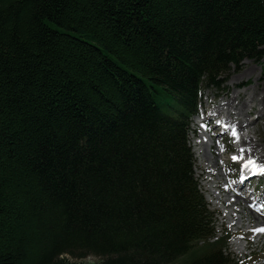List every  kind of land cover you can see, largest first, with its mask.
Wrapping results in <instances>:
<instances>
[{
  "label": "trees",
  "instance_id": "obj_1",
  "mask_svg": "<svg viewBox=\"0 0 264 264\" xmlns=\"http://www.w3.org/2000/svg\"><path fill=\"white\" fill-rule=\"evenodd\" d=\"M263 57L264 0H0V264H241L186 128Z\"/></svg>",
  "mask_w": 264,
  "mask_h": 264
},
{
  "label": "rangeland",
  "instance_id": "obj_2",
  "mask_svg": "<svg viewBox=\"0 0 264 264\" xmlns=\"http://www.w3.org/2000/svg\"><path fill=\"white\" fill-rule=\"evenodd\" d=\"M221 79L219 89L201 90L197 115L188 120L186 144L192 154L193 177L211 214L214 231L218 236L227 233L231 237L225 253L241 264H264V234L250 231L264 225V219L251 213L249 201L238 196L233 186L240 164L249 158L240 151L241 140L252 141L264 152V57L258 63L245 60ZM222 121L226 124L221 125ZM233 123L240 126H235L238 139L232 135ZM222 131L224 135H220ZM233 155L243 158L234 161ZM247 184L245 192L252 186ZM96 260L89 256L84 262Z\"/></svg>",
  "mask_w": 264,
  "mask_h": 264
},
{
  "label": "snow or ice",
  "instance_id": "obj_3",
  "mask_svg": "<svg viewBox=\"0 0 264 264\" xmlns=\"http://www.w3.org/2000/svg\"><path fill=\"white\" fill-rule=\"evenodd\" d=\"M218 123H219V121H218ZM232 135L239 138L235 126H233ZM240 151L243 152L244 149L242 148V149H240ZM249 151H250V149H249ZM242 158L243 157H237L235 155H233L231 157V159L234 161L237 159H242ZM241 167L249 169L250 174L264 175V164L257 163L255 158H253V157H249L248 159L244 160V163L241 165ZM249 207H251V205H249ZM250 231L253 235L258 234V233L264 234V225H261L259 227H254V228L250 229Z\"/></svg>",
  "mask_w": 264,
  "mask_h": 264
},
{
  "label": "bare ground",
  "instance_id": "obj_4",
  "mask_svg": "<svg viewBox=\"0 0 264 264\" xmlns=\"http://www.w3.org/2000/svg\"><path fill=\"white\" fill-rule=\"evenodd\" d=\"M226 93V92H225ZM228 105V104H227ZM261 105H263V106H261V108L262 109H264V104H261ZM233 120V119H232ZM244 120V119H243ZM226 121H228V120H226ZM231 122V121H230ZM236 123H239V122H236ZM221 125H224V124H226L225 122H223L222 121V123H220ZM237 126L238 125V127L240 128V126H239V124H235V123H233V124H231V126ZM227 127V126H226ZM238 128V129H239ZM228 130H230V128L228 129ZM237 130V129H236ZM240 130V129H239ZM240 135V134H239ZM241 136V135H240ZM247 138V137H246ZM202 139V137H200V140ZM238 139V138H237ZM252 142V141H251ZM248 139H242L241 140V142H240V149H244V151L242 152V153H244L245 155H248L249 157H253V158H255L256 159V162H261V163H263L264 162V152H262L261 151V149H260V146H256L255 144H253V143H251ZM209 146H212V145H209ZM239 146V145H238ZM237 146V147H238ZM257 148V149H256ZM249 149H250V151H249ZM259 152H260V154H259ZM254 153H256V156L254 157V156H251V155H253ZM240 156V155H239ZM246 172H248V169L246 170ZM237 192V191H236ZM242 198V197H241ZM243 201V200H242ZM244 202V201H243ZM251 213L252 214H255L254 212H252L251 211ZM250 215V214H249ZM256 215H259L258 213L256 214ZM251 216V215H250ZM259 216H261V217H263L262 215H259ZM253 218V217H252ZM263 219H264V217H263ZM253 220V219H252ZM258 220H259V218H258ZM255 222V221H254ZM261 225V224H260ZM248 246V245H247Z\"/></svg>",
  "mask_w": 264,
  "mask_h": 264
}]
</instances>
